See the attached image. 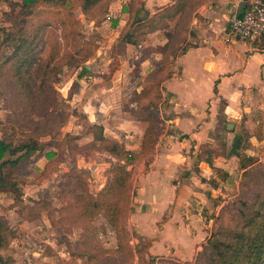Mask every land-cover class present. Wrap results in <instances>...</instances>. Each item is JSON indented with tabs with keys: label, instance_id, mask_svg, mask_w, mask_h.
Returning a JSON list of instances; mask_svg holds the SVG:
<instances>
[{
	"label": "rangeland",
	"instance_id": "obj_1",
	"mask_svg": "<svg viewBox=\"0 0 264 264\" xmlns=\"http://www.w3.org/2000/svg\"><path fill=\"white\" fill-rule=\"evenodd\" d=\"M138 3L105 0L84 12L82 0H37L28 6L23 0H0V140L16 148L33 139L43 147V151L3 169L7 185L0 189V215L8 219L13 233L8 234L7 246L0 249L5 264H205L208 240L221 228L235 225L242 202L252 203L264 193V153L246 176L238 173L233 180L221 173V180L225 184L229 180L234 187L227 198L213 203V210L198 209L209 228L192 260L150 256V243L130 231L133 182L129 201L123 204L121 226L125 232L121 239L106 211L91 210L89 222L82 217L86 211L76 196L85 191L97 198L99 186L116 163L108 153V157L104 155L99 143L87 137L95 129L86 120L91 106L102 99L95 96L104 88L135 87L126 79L113 83L119 80L115 75L121 64L108 56L122 51V43L116 41L118 27L122 21L135 19ZM19 37L29 42L36 39L31 51L36 63L23 73L30 88L17 86L12 67ZM85 66L92 68L86 75H91L92 83L82 101L77 77ZM131 70L130 64L124 65L127 77ZM157 83L154 75L146 80L144 85L155 89L143 106L159 105ZM30 89L34 100L28 99ZM124 101L130 106L133 99L129 95ZM153 150L148 144L138 160L149 161ZM22 154H7L6 159L16 160Z\"/></svg>",
	"mask_w": 264,
	"mask_h": 264
},
{
	"label": "crops",
	"instance_id": "obj_2",
	"mask_svg": "<svg viewBox=\"0 0 264 264\" xmlns=\"http://www.w3.org/2000/svg\"><path fill=\"white\" fill-rule=\"evenodd\" d=\"M138 2L142 23L169 7H185L169 25L108 56L121 64L115 75L119 80L113 83L126 79L135 87L104 88L95 96L103 100L95 101L99 104L91 106L90 114L86 110V121L94 129L102 127L106 139L139 154L149 123L141 121L137 112L143 100L154 94L155 88L144 85L154 75L160 101L149 108L159 118L160 132L151 159L128 166L133 182L128 228L150 243V256L192 260L209 228L198 209L213 210V203L227 198L234 187L229 180L225 184L220 174L234 180L245 172L240 166L244 157L257 159L264 153V37L253 44L224 41L230 14L237 6L242 10L246 6L241 0ZM127 23L121 22L116 41ZM103 47L105 51L107 46ZM128 64L130 77L124 74ZM85 67L91 73L92 68ZM87 73L77 77L82 101L92 83ZM129 95L130 106L124 101ZM94 133H88L91 142ZM107 182L106 176L98 191Z\"/></svg>",
	"mask_w": 264,
	"mask_h": 264
},
{
	"label": "trees",
	"instance_id": "obj_3",
	"mask_svg": "<svg viewBox=\"0 0 264 264\" xmlns=\"http://www.w3.org/2000/svg\"><path fill=\"white\" fill-rule=\"evenodd\" d=\"M104 1L82 0L83 10L84 12H89ZM23 2L28 6L36 3L37 0H23ZM184 7L179 4L169 7L144 23L138 20L136 14L135 19L131 23L128 21L118 40L122 45H136L141 37L156 31L162 26H166V22L177 18L182 12V8L184 10ZM19 40L20 42L16 43L15 54L11 58L13 61L12 67L16 73L17 86L30 88L23 73L24 70L28 71L36 63L31 53L32 47H34V40L36 39L29 42L30 40L19 37ZM160 51L162 52L163 49H160ZM86 60L88 61L89 58ZM87 72V68L83 67L80 76ZM28 99L34 100L31 89ZM137 114L141 121L149 123L142 150L137 155L127 151L119 142L106 139L103 135L104 129L99 126L95 127L94 143H99V146H102L101 150L108 153L117 162L112 165L108 182L97 198H92L85 191L76 196L78 205H82L83 210L85 209L86 211V216L82 217L88 220L87 222L93 219L90 215H87L88 213L91 214V210L106 211V216L114 227L118 239H121L122 233L125 232V227L121 226V219L124 205L129 201L132 187V177L128 166L141 158L148 144L152 145V150L154 149L160 132L158 120L155 117L156 115H154L156 113L153 110L140 105ZM41 151H43L42 145L33 139L16 148L6 141L0 140V189L7 185L3 173L6 165H17L23 158L30 157ZM20 152H23V154L16 160L6 159L7 154L17 155ZM256 163L257 159L244 157L240 164L241 169L245 170L243 175L246 176L249 170L255 167ZM238 213V218L233 227L221 228L208 240L204 248L205 264H264V193L257 195L256 200L252 203L242 202ZM8 234L13 235L12 228L8 219L0 215V249L7 246ZM0 264H5L3 259H0Z\"/></svg>",
	"mask_w": 264,
	"mask_h": 264
},
{
	"label": "built area",
	"instance_id": "obj_4",
	"mask_svg": "<svg viewBox=\"0 0 264 264\" xmlns=\"http://www.w3.org/2000/svg\"><path fill=\"white\" fill-rule=\"evenodd\" d=\"M246 3L242 10L239 6L230 14L229 25L224 41L237 43H256L264 37V1L241 0Z\"/></svg>",
	"mask_w": 264,
	"mask_h": 264
},
{
	"label": "water",
	"instance_id": "obj_5",
	"mask_svg": "<svg viewBox=\"0 0 264 264\" xmlns=\"http://www.w3.org/2000/svg\"><path fill=\"white\" fill-rule=\"evenodd\" d=\"M229 128V127H228Z\"/></svg>",
	"mask_w": 264,
	"mask_h": 264
}]
</instances>
